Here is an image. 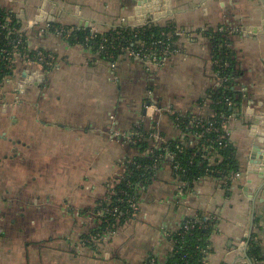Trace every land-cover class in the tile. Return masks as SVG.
<instances>
[{
	"label": "crops",
	"instance_id": "crops-1",
	"mask_svg": "<svg viewBox=\"0 0 264 264\" xmlns=\"http://www.w3.org/2000/svg\"><path fill=\"white\" fill-rule=\"evenodd\" d=\"M0 7L21 22L27 49L52 62L18 59L0 87V264H164L173 233L197 214L213 222L205 264H250V239L264 258V176L247 173L245 159L254 143L264 147V125L250 134L264 109V0H173L164 16L141 24L129 20L131 0H0ZM149 21L183 30L164 67L127 53L112 67L70 39L74 28L96 34ZM209 29L228 34L237 62L239 104L223 129L239 175L184 186L165 158L139 186L136 212L93 242L100 201L126 164L147 154L115 132L140 127L168 144L182 140L176 113L214 116Z\"/></svg>",
	"mask_w": 264,
	"mask_h": 264
},
{
	"label": "trees",
	"instance_id": "trees-1",
	"mask_svg": "<svg viewBox=\"0 0 264 264\" xmlns=\"http://www.w3.org/2000/svg\"><path fill=\"white\" fill-rule=\"evenodd\" d=\"M6 17L11 18L10 25L12 24L17 26V28L21 27V22H19L12 12L0 7V24L5 22ZM173 28L174 26L169 23L160 25L158 23L149 21L141 26H130L125 24L115 27L114 29H111L105 33L92 34L88 28L80 27L74 28L70 39L73 43L82 44L95 52L99 51V44L104 43L111 57L105 56L104 52L99 54L101 58L112 62L117 60L120 55L126 53L128 50L137 49L140 45L138 44V41L141 42V45L145 44L153 46L154 40L161 36V32H168ZM207 33L211 37L213 44V58L220 59L222 65H227L223 68L215 67L214 69L217 71L219 76L227 77L226 83L228 84V88L224 91L220 87H216L214 89L212 94L213 102L211 105L214 108L215 114L210 118H202V123L207 125L208 122H210L213 124V126L218 127L221 133L226 135L221 123L224 118L229 116L231 113L229 108L234 106H228L224 104L223 101L217 103L215 100L225 96L236 104L239 102V100L235 99L236 94L234 81V75L237 70V62L235 54L231 48V40L225 31L218 32L209 29L207 30ZM86 37H89V39L86 40ZM16 38L17 37L15 34H7L6 31H0V48L6 47L7 49H11L12 43L10 42H13L16 40ZM23 41L24 48H27V38L24 37ZM7 73V71L0 72V83L4 80L3 78ZM176 115L177 113L173 116L174 119ZM180 116L184 122L179 126L182 130H189L191 132L201 130V128L195 124H193L191 127H188L187 129L185 128L186 124L192 119L193 115L180 114ZM143 134L147 135L145 132H143ZM205 136L212 140L211 147L214 148L215 154H218L222 157V160L218 162V164L212 165L207 159L202 158V150L200 148L192 149L191 147L184 146L182 143L178 142L167 144L168 149L172 151L176 150V145L182 147V151L178 152L177 158L184 167V171L181 172V179L184 181L192 182L205 175L220 177V174L217 172H212V169L221 170L223 172L222 174L227 176L229 175L230 171H238V165L235 158L236 149L229 142L227 135L226 138L218 141H214L216 137L215 132L206 133ZM135 146L139 147L142 151L147 150V154L145 156L132 159L126 164V171L124 175H122L121 178H119V180L116 182L113 191L115 192L118 189H122L126 193L136 194L137 197V190L139 186H145L148 179H150L149 177L151 174L146 170L137 169L136 164H139L140 166H144V164H150L154 159V155L159 154L161 150L155 149V154L152 156L148 153V150L152 147L149 142H142ZM125 199V195L120 196L119 194L115 193L111 197L109 196L108 199L100 201L97 211L102 210V208L107 206L112 207L114 205H118V211L121 212V217H119L118 220H116L115 216L111 214L102 218L97 217L98 225L93 232L96 237L101 238L102 235L105 236V227H108L112 232L115 231V229L131 215V211L127 212L129 208L125 202ZM105 219L107 222H105ZM212 224L213 222H211L208 218L206 226H200L199 223L196 224V226L189 231V234L182 238L183 241L180 239V231L178 230L174 232L172 235V238L175 241L174 248L169 260L164 264H205V258L207 252L209 251L208 238L212 232ZM88 241L90 240L88 239ZM247 256L253 264H264V258L262 256L259 244L253 239L248 241ZM156 264L159 263L156 262Z\"/></svg>",
	"mask_w": 264,
	"mask_h": 264
},
{
	"label": "built area",
	"instance_id": "built-area-1",
	"mask_svg": "<svg viewBox=\"0 0 264 264\" xmlns=\"http://www.w3.org/2000/svg\"><path fill=\"white\" fill-rule=\"evenodd\" d=\"M11 18L6 17L5 22L0 24V31H6L7 34H15L16 40H14L11 46V49H7L6 47L0 48V72L7 71L8 73L5 74L4 80L11 78L15 71V64L17 60H22L24 62H30L31 60H40L42 61L45 66H49L52 64L51 59L49 57H45L43 54L39 53H31L27 48H24L23 44V38L25 37L24 29L21 27L10 25ZM141 26V25H140ZM94 34L93 32H91ZM183 30L180 28H173L172 30L168 32H161V36L154 40L153 46L151 45H145L138 41L139 47L135 50L131 49L128 50L126 53L129 54V56L133 57H139L144 60V62L149 65H155L157 67H164L167 62L170 60L172 54L175 52V43L177 38L182 35ZM89 39V37H86V40ZM98 53H103L105 56L111 57L109 55L108 49L106 48V45L104 43L99 44V51ZM113 58V57H112ZM213 58V57H212ZM117 60H114L110 62L111 66L114 67ZM213 66L215 67H225L227 66L221 64L220 59L213 58ZM215 70V69H214ZM216 75V85L217 87H220L223 91L228 88L227 77L225 76H219L217 71H214ZM42 75L40 74V77ZM3 80V81H4ZM2 81V82H3ZM0 83V87L1 84ZM217 103H220L223 101L224 104L231 106L233 104L232 100L229 98L222 96L221 98H217L215 100ZM175 121L178 125H182L184 122L181 119L180 114H177L175 117ZM224 120L222 121V126L224 125ZM193 124L198 125V127L201 128L200 131H185L182 130L180 127V130L182 131V140L178 141V143H182L184 146H187V143H191V148H200L202 150V158L207 159L209 162H211L212 165L218 164L222 160V157L218 154H215L214 148L211 147L212 140L207 138L205 136L206 133L209 132H215L216 137L214 141H218L221 139L226 138V135L221 133L219 128L216 126H213L210 122L206 125L205 123H202V118H197L195 116L192 117V119L186 124V129L188 127H191ZM115 136L117 138H120L121 140L131 144V145H138L142 142H149L151 144V148L148 150V153L152 156L155 154V149H160L161 152L157 155H154V159L150 164H144V166H140L139 164H136L137 169L146 170L150 174L157 168V166L160 164L162 160L167 158L169 160L170 165L175 170V172L178 174V176L181 178V172L184 171V167L181 165L180 160L177 158L178 152L182 151V147L179 145H176V150L172 151L168 149L167 143L164 140V137L161 136L158 132H150L147 135H144L140 127L134 128V130L127 132V133H119L115 132ZM212 172H217L220 174V178L224 180H228L231 177L238 176V171H230L229 175L222 174L223 172L221 170L212 169ZM188 184L187 181L182 180V185L186 186ZM114 187L111 189V193L109 194L110 197L112 195L119 194L120 196L125 195V202L128 206V211H131V215L136 212L138 201L136 194H129L123 191L122 189H118L115 192L113 191ZM111 199V198H110ZM118 201V200H116ZM113 215L115 216V219L118 220L119 217H121V212L118 211V205H114L112 207H104L102 210L96 211L95 215L97 217H106L107 215ZM130 215V216H131ZM105 222L107 220L105 219ZM200 226L207 225V218L206 216L202 214H197L195 217L188 218L184 220L182 225L180 226V239L189 234V231L198 224ZM105 235L106 234H112L113 232L110 231L108 227H105ZM100 238L94 237L93 241H97ZM183 241V240H182ZM150 264H156V261L152 259L150 261ZM187 264V263H185Z\"/></svg>",
	"mask_w": 264,
	"mask_h": 264
},
{
	"label": "water",
	"instance_id": "water-1",
	"mask_svg": "<svg viewBox=\"0 0 264 264\" xmlns=\"http://www.w3.org/2000/svg\"><path fill=\"white\" fill-rule=\"evenodd\" d=\"M172 1L173 0H131V4L133 5V14L132 16L129 17V20L132 21L136 20L137 23L141 24L144 23V20L147 17V15L148 17L155 19L164 16L166 10H168L171 7ZM29 79H32V77L29 76L27 80ZM40 79L41 78H39L38 80ZM24 84L25 82L22 81L20 83V88H22ZM248 112L251 113L252 109L248 110ZM255 118L259 122L253 123L250 126L251 136H255L257 134L260 135V133L258 132L259 125H264L263 108H261L260 113L257 114ZM262 137L264 138V134H262ZM245 159L247 161V166H246L247 173L254 172L261 177L264 176V147L258 146L256 143H254L251 146L250 152L248 153ZM250 264L253 263L251 262Z\"/></svg>",
	"mask_w": 264,
	"mask_h": 264
}]
</instances>
